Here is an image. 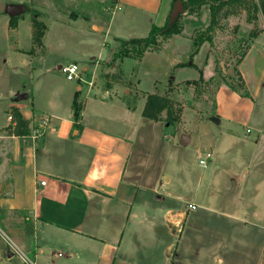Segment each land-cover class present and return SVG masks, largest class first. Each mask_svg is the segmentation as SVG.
Wrapping results in <instances>:
<instances>
[{
	"label": "crops",
	"instance_id": "0c3cea01",
	"mask_svg": "<svg viewBox=\"0 0 264 264\" xmlns=\"http://www.w3.org/2000/svg\"><path fill=\"white\" fill-rule=\"evenodd\" d=\"M98 1H104L106 6L92 7L97 0H72L82 11L62 21L71 26L80 23V28L90 26L99 33L98 53L89 58L96 62L102 58L100 51L109 42L107 39L117 48L119 38L140 37L138 34L152 24L162 25L172 2ZM19 4H24L23 12H27L29 5L40 10L42 1L0 0V57L5 61L17 55L30 56L33 47L31 11L24 15L13 12ZM11 17L13 26L9 24ZM72 18L75 20L70 21ZM45 37L43 33L41 46L46 44ZM177 38L186 39L188 44ZM207 44L203 42L190 57L193 38L184 35V30L164 41L158 51L166 55L168 71L180 68L196 72L195 76L180 78L168 75L166 80L175 85L200 75L204 80L212 77L215 68L210 66ZM149 52L154 53L145 51L141 58ZM186 61L188 65H177ZM235 72L242 78L247 95L221 84L213 94V115L202 117L191 107L193 119L202 130L194 142L198 155L203 152L202 144L208 151L222 135L247 148L264 149L263 30L249 41L237 60ZM76 84V88L69 87L65 92L51 89L50 96L39 105L46 110L41 116L33 112V102L27 105L24 99L12 97L7 104V115L13 109L23 114L28 110L36 125L44 116L49 117V125L32 140L29 134L4 133L10 123L7 115L5 123L0 124V264H17V255L21 256V264H25L23 255H29L37 264H173L177 230L170 225L169 217L175 207L155 206V200L170 195L156 191L165 179L161 178L162 173L155 178V120L142 115L145 100L139 98L130 104L115 86L98 94L95 89ZM24 92L28 98L29 93ZM80 98L79 114L75 117L73 101ZM252 131L256 133L250 136ZM190 135L183 130L179 141H189ZM4 141L10 144L9 153L3 149ZM257 165L264 163L253 165L254 171ZM243 168L235 170L240 181L250 171ZM239 212L228 214L244 219ZM178 213L185 218V211ZM168 233L172 239L155 249L159 237ZM256 264H264V253Z\"/></svg>",
	"mask_w": 264,
	"mask_h": 264
},
{
	"label": "rangeland",
	"instance_id": "374dc122",
	"mask_svg": "<svg viewBox=\"0 0 264 264\" xmlns=\"http://www.w3.org/2000/svg\"><path fill=\"white\" fill-rule=\"evenodd\" d=\"M41 1L40 10L29 5L27 12L31 11L32 19L46 25L43 27V32L46 28L45 46H41L42 43L37 46L33 44L30 56L17 55L6 61L0 57V124L6 121L10 98L18 93L27 91L29 97L23 102L27 105L33 102V112H39L41 116L46 110L40 106L50 96L51 89L60 93L69 87L76 88V82L67 80L59 68V64L68 61L77 62L84 69L85 78L92 82L90 87L82 83L83 89L92 88L99 94L104 89L115 86L118 94L130 104L139 98L146 100L150 93L167 97L178 120L169 124L165 111L161 112L159 120H155V178L162 173L161 178L165 180L156 187V191L170 196L155 200V206L161 204L175 207L169 217L170 225H175L177 230L173 243V264H256L264 253V165H257L255 171L252 166L264 163V149L262 146L250 149L242 146L241 142L228 141L222 135L217 144L214 141V146L208 148L212 157L206 166L200 165L194 142L202 130L193 119L191 107L207 118L213 115V94L219 85L226 84L243 91L235 65L249 41L261 30L264 31L262 13L254 12L249 20L242 5L223 7L217 15L214 29L210 31L212 40L207 41V54L212 59L210 66L215 68L213 79L205 82L197 78L195 84L185 81L174 85L171 80H166L168 75L180 78L184 75L195 76L196 72L180 68L175 72L168 71L166 55L158 51L163 41L152 50L154 53L149 52L139 60L123 57L113 61L110 56L116 47L109 38V42L100 51L102 58L96 62L89 58L92 53L95 56L98 53L99 33L90 26L80 28V23L71 26V23L62 22L67 16L76 17L81 13L82 10L75 6L76 3L72 0ZM92 3V7L106 6L104 1L101 4L97 0V5ZM174 3L171 2L169 16ZM89 13L92 18L93 11ZM74 20L72 18L70 21ZM179 21L184 35H190L194 40L210 23L208 6L202 5L192 13L182 12ZM148 31L147 28L138 35L146 36ZM23 36L21 39L25 44L27 39L24 34ZM179 41L188 44L186 39ZM77 103L81 105V98L76 105ZM185 106L188 108L183 110ZM14 112L13 109L12 121L24 119L29 134L36 125L34 118L30 114L20 112L19 116ZM17 123L14 128L9 123L3 132L15 133ZM183 130L191 134L189 141L185 143L179 141ZM254 133L256 132L252 131L250 136ZM2 146L9 153L10 144L4 141ZM201 146L203 152L207 151L205 144ZM243 166L250 171L245 180L240 181L242 179H238L235 170L240 168L243 171ZM189 203L195 204V208L188 209ZM183 211L184 219L183 214L178 213ZM231 212L241 213L244 219L232 217L228 214ZM171 239V234H162L157 241L159 243H155V249L160 248L163 241ZM14 259L17 264L22 263L21 256L17 255Z\"/></svg>",
	"mask_w": 264,
	"mask_h": 264
},
{
	"label": "trees",
	"instance_id": "16d2710c",
	"mask_svg": "<svg viewBox=\"0 0 264 264\" xmlns=\"http://www.w3.org/2000/svg\"><path fill=\"white\" fill-rule=\"evenodd\" d=\"M177 0H172V4ZM181 4L183 6L184 12L186 13H192L194 11H197L202 5H207L210 13V23L207 26V29L205 31H202L198 34V36L193 40V46L194 49L192 53L190 54V57L194 53L198 51L199 46L205 42V41H211L212 36L210 35V31L214 29V26L217 22V15L220 12V10L228 5H234L238 4L239 6L242 5V8L247 12V18L251 20L252 14L255 12H261L264 16V0H180ZM182 16V13H178L176 18L173 22L170 21V16L168 14V17L166 18V21L163 25H156L152 24L148 34L143 37H132L129 39H118V46L117 48L112 52L111 58L113 61L123 58V57H132L135 59H140L145 51H152L156 49L161 42L167 40L171 35L178 34L182 30V26L180 24V17ZM9 24L13 26L15 24L14 19L12 17L9 20ZM43 27L44 24L36 19H32V40L34 46H37L38 44H41V38L43 36ZM208 32V33H207ZM162 42V43H163ZM177 65L184 66L188 65V62H181ZM213 78L210 77L208 81H211ZM238 79L240 81V84L243 89L241 94L247 95V91L245 90L243 80L240 76H238ZM199 81H205L202 75L198 78ZM186 83L189 84H195L196 80H187ZM234 90V87L232 88ZM240 92V91H239ZM73 111L74 116L77 117L79 114V107L76 105V99L73 101ZM162 111L166 112L167 116V122L169 124H172L173 122L178 120V117L172 112L171 105L169 102V99L163 95H159L157 93H150L147 95L142 115L154 120H159V115ZM16 115L20 116V112L15 109L14 112ZM17 125L15 129V133L19 135H25L27 134V128H26V121L24 119L19 118L16 120Z\"/></svg>",
	"mask_w": 264,
	"mask_h": 264
},
{
	"label": "built area",
	"instance_id": "2783aa9c",
	"mask_svg": "<svg viewBox=\"0 0 264 264\" xmlns=\"http://www.w3.org/2000/svg\"><path fill=\"white\" fill-rule=\"evenodd\" d=\"M60 71L64 74L65 78L67 80H73L76 83H78L79 85H81L82 83L88 84V87L91 86L92 82L88 79L85 78V71L83 68H81L79 66V64L75 61H70L64 64H61L59 66ZM8 120L10 121V123H13L14 121H12V114H8L7 115ZM49 125V117L48 116H44L42 118H40V122L37 123V125H35L31 132L29 133V137L34 140L37 136H39L40 134H42L45 130V128ZM212 153L210 151H205L203 153H201L198 156V163L200 165L206 166L207 161L209 160V158H211ZM41 185L45 184L44 180L40 181ZM195 204L193 203H189L187 205L188 209H193L195 208ZM23 261L25 262V264H37L36 261L34 259L29 258L26 255L22 256Z\"/></svg>",
	"mask_w": 264,
	"mask_h": 264
},
{
	"label": "water",
	"instance_id": "95a60500",
	"mask_svg": "<svg viewBox=\"0 0 264 264\" xmlns=\"http://www.w3.org/2000/svg\"><path fill=\"white\" fill-rule=\"evenodd\" d=\"M14 8H15V10L13 12H23L26 7H25L24 4H19V5H16ZM182 12H184V10H183V6L181 4V1L180 0L175 1L174 5H173V9H172V11L170 13V21L173 22L174 19L177 16V14L178 13H182ZM26 98H27V93L26 92L18 93L15 96L16 100L26 99ZM25 115H29V111L28 110L25 111ZM213 118H215V117H213ZM76 132H77L76 130L73 131V133H76ZM180 138H181V140H183L185 138V134H182Z\"/></svg>",
	"mask_w": 264,
	"mask_h": 264
}]
</instances>
